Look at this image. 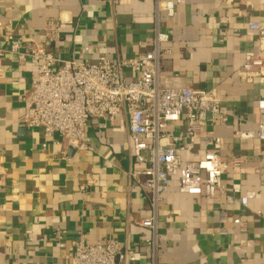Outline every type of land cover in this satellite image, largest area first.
<instances>
[{"label": "crops", "instance_id": "crops-1", "mask_svg": "<svg viewBox=\"0 0 264 264\" xmlns=\"http://www.w3.org/2000/svg\"><path fill=\"white\" fill-rule=\"evenodd\" d=\"M154 13L155 0H0V43L9 47L7 35L15 34L33 37L64 59L131 58L151 49ZM50 19L61 20L53 42L45 32ZM162 20L174 53L161 82L216 88L229 116L225 125L206 126L199 143L182 152L183 160L222 138L221 153L244 160L225 176L227 191L240 183L242 194L254 197L247 206L240 195L231 204L220 194L207 199L183 193L172 178L160 206L158 262L264 264V181L257 173L264 141L236 135L238 129L256 130L261 117L264 76L243 80L237 71L247 50L264 55L257 32L248 27L253 20L264 25V0H185ZM37 73L31 61L19 64L0 54V264H70L79 234L89 243L116 239L134 250L130 264L148 262L151 231L141 221L151 214L150 190L144 175L128 174L126 119L119 116L106 130L91 120L86 133L93 150L57 143V136L22 121L24 96ZM173 129L186 132L184 125ZM237 217L247 221L246 231L234 224Z\"/></svg>", "mask_w": 264, "mask_h": 264}, {"label": "built area", "instance_id": "built-area-1", "mask_svg": "<svg viewBox=\"0 0 264 264\" xmlns=\"http://www.w3.org/2000/svg\"><path fill=\"white\" fill-rule=\"evenodd\" d=\"M184 3L185 0H155L151 49L131 58L113 61L102 56L95 62L64 59L33 37L15 34L7 35L9 47L0 43V54H10L19 64L29 60L38 68L24 96L22 121L28 127L43 128L47 137H58L57 143L77 150H93L86 133L91 120L96 119L98 128L106 130L119 116L126 119L132 160L128 174L133 179L144 175L145 186L150 190L151 214L142 219L141 225L151 231L148 243L152 254L148 262L141 264H159L160 206L172 178L179 179L183 193L207 199L220 194L231 204L240 195L241 203L247 206L254 197L253 193L242 194L240 183H233L232 192L227 191L225 176L230 169H240L244 160L224 156L222 138H216L210 147L198 148L196 158L183 160L182 152L199 143L206 126L225 125L229 121L216 88L171 85L160 80L174 53L162 17L164 14L173 17L176 6ZM3 26L0 23V38ZM60 26L61 20L47 22L45 32L49 42L59 37ZM248 27L257 32L259 45L264 49V25L253 20ZM237 73L243 80L264 76V55L247 50ZM257 107L261 115L258 128L238 129L236 135L242 140L264 141V97L258 100ZM177 125L185 126V134L173 129ZM257 173L264 181V163L257 167ZM221 217L227 222L226 212ZM233 222L241 230H247L248 223L242 218H233ZM226 231V227L221 228L223 234ZM58 236L61 240L62 235ZM61 242L58 241V246ZM73 242L74 250L68 255L70 264L136 261L134 250L116 239L89 243L79 234Z\"/></svg>", "mask_w": 264, "mask_h": 264}]
</instances>
